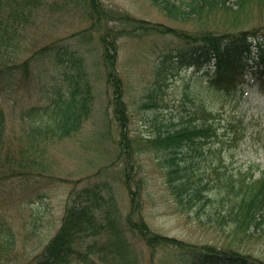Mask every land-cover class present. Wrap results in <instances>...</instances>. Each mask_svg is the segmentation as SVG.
Segmentation results:
<instances>
[{
  "label": "trees",
  "instance_id": "trees-1",
  "mask_svg": "<svg viewBox=\"0 0 264 264\" xmlns=\"http://www.w3.org/2000/svg\"><path fill=\"white\" fill-rule=\"evenodd\" d=\"M160 7L164 16L174 25L137 20L124 13H108L100 0H0V96L10 92L14 71H24L27 76L38 62L62 56L63 66L77 71L70 81L69 98L53 99L48 105L30 106L24 114V138L15 143L6 140L4 113L0 110V197L16 187H22L39 166V154L46 144L77 133L91 113L92 93L85 77L83 59L75 52H62L56 43L31 47L25 51L28 31L36 24L37 15L56 9L81 10L98 19L118 22L123 26L102 34L99 41L107 54L117 51V38L137 32L153 34L159 38H172L164 45L169 50L171 66L177 69L191 68L204 77L202 89L213 95L240 98L245 80L258 81L264 90V27L256 29L231 28L219 25L220 15L227 11L231 0H149ZM251 1L234 0L238 9ZM55 47V48H54ZM22 51H21V50ZM28 56L25 57L24 54ZM105 57V56H104ZM107 63L108 82L113 92V115L119 127V149L125 156V184L130 193V212L124 220V230L117 229L116 219L110 214L111 203H105L101 190L77 196L69 200L57 233L37 255L23 264H153L157 250L171 246L177 248L183 264H264V260L250 253L240 252L232 246L192 244L155 233L140 214L134 184V156L136 140L128 138L124 129L129 117L124 101L121 79L115 74L113 57ZM167 58V57H166ZM107 62V61H106ZM162 77L163 71H157ZM173 74V71H171ZM196 74V75H198ZM26 79V78H25ZM28 79V77H27ZM154 84L149 98L158 106L163 84ZM4 84H6L4 86ZM11 93V92H10ZM188 104L187 97L180 103L182 114L174 118L166 130L158 127L156 133L141 140L142 147L159 155V165L165 176L170 196L186 213L193 212L199 222L203 219L231 236L252 232L264 220V171L255 178L251 171L237 173L226 168V155L236 150L246 139L250 123L241 114L234 113L225 122L226 137L220 135L216 118L220 115L202 101ZM149 107V105H147ZM224 152L216 159L217 150ZM6 169L15 182L4 181ZM8 176V175H7ZM21 185H14L12 183ZM25 186V185H24ZM26 187V186H25ZM112 202V199L109 198ZM104 211V214L99 213ZM137 235L149 253L148 262L133 257L124 236ZM107 233L105 239H100ZM17 239L12 226L0 217V264H21L16 250Z\"/></svg>",
  "mask_w": 264,
  "mask_h": 264
},
{
  "label": "rangeland",
  "instance_id": "rangeland-1",
  "mask_svg": "<svg viewBox=\"0 0 264 264\" xmlns=\"http://www.w3.org/2000/svg\"><path fill=\"white\" fill-rule=\"evenodd\" d=\"M108 13H124L131 17L151 23L174 25L149 0H100ZM234 0L227 3L228 9L220 15L219 25L231 28L256 29L264 27V0L251 1L243 8L235 5ZM121 23L98 19L79 9H56L37 15L36 24L28 31L26 46L40 47L56 43L62 52H75L83 59L85 77L79 82H87L92 93L91 113L88 120L77 133L61 140L55 139L42 148L39 166L33 172L36 176L22 187L6 192L0 197V217L4 216L12 226L16 236V250L21 264L37 256L57 233L65 208L69 200L77 196L92 194L99 189L105 203H111V216L116 219L117 229L124 230V220L130 212V193L125 184V156L119 149L122 129L113 115V92L109 85L107 63L113 57V71L121 79L124 89V101L129 117L125 135L136 140L134 156V184L132 190L137 193L140 214L151 230L160 235L175 238L192 244H210L232 246L240 252L250 253L264 260V220L252 232L231 236L227 230L202 222L193 212L186 213L170 196L165 184V176L159 165V155L142 147L141 140L156 133L158 127L166 130L176 117H180V103L188 99L202 101L220 114L216 120L220 135L226 137L225 122L234 113L241 114L250 123L245 141L234 151L226 155V168L230 172L251 171L255 178L264 171V90L253 79L245 80V88L240 98L236 96L213 95L203 90L204 77L199 82L191 68L177 69L171 66L169 50L164 48L173 43L172 38H159L153 34L137 32L117 38V51L110 49L107 54L99 37L109 31L122 29ZM37 46V47H36ZM55 48V47H54ZM21 50V49H20ZM22 51V50H21ZM25 57L28 56L24 54ZM105 56V57H104ZM53 57V56H52ZM49 57L23 76L24 71H14V81L8 87L10 92L0 96V110L4 113L6 140L15 143L24 138V114L30 106H46L53 99L69 98L70 81L77 71L63 66V58ZM167 57V58H166ZM157 71H163L158 77ZM173 71V74H171ZM23 72V73H22ZM28 77V79H27ZM26 78V79H25ZM163 84L158 106L149 98L154 84ZM6 84H4L5 86ZM149 105V107H147ZM219 154L224 155L220 148ZM4 181L15 182L11 172L6 169ZM8 175V176H7ZM21 185L18 182L12 183ZM112 199V202L109 201ZM104 214V211L99 210ZM130 239V234L124 232ZM107 233L100 239H105ZM130 250L133 257L144 263L149 253L139 236L135 235ZM180 251L171 246L157 250L153 264H183Z\"/></svg>",
  "mask_w": 264,
  "mask_h": 264
}]
</instances>
